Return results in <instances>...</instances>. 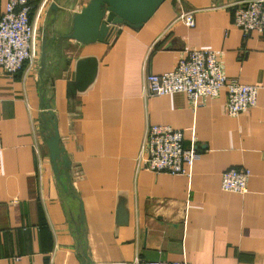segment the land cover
Returning <instances> with one entry per match:
<instances>
[{
	"label": "crops",
	"instance_id": "1",
	"mask_svg": "<svg viewBox=\"0 0 264 264\" xmlns=\"http://www.w3.org/2000/svg\"><path fill=\"white\" fill-rule=\"evenodd\" d=\"M52 1L34 15V65L0 70V264H264V33L243 35L236 0H163L142 26L82 44L63 35L88 0H67L55 17ZM188 9L191 27L178 18ZM190 48L215 50L226 77L257 85L256 104L229 115L225 87L200 105L146 95L145 75L171 70ZM46 107L70 180L52 169ZM151 124L184 131L196 148L189 173L138 163ZM230 167L249 169L245 193L221 187Z\"/></svg>",
	"mask_w": 264,
	"mask_h": 264
},
{
	"label": "built area",
	"instance_id": "2",
	"mask_svg": "<svg viewBox=\"0 0 264 264\" xmlns=\"http://www.w3.org/2000/svg\"><path fill=\"white\" fill-rule=\"evenodd\" d=\"M47 9V0L34 6L31 0H6L0 13V70L12 76L26 64L33 66L37 57L34 15ZM234 23L243 35L264 33V0H236L233 3ZM187 26L195 23L194 10L188 9L178 16ZM226 88L225 109L231 116L249 110L257 102L258 86L244 83L235 77H226L212 49L190 48L180 57L175 67L161 73H147L143 81L146 95L183 93L195 105L201 99L216 96ZM1 99V97H0ZM184 131L167 124L148 126L141 146L138 163L154 172L171 175L189 173L196 148L187 147ZM43 142L35 140L33 147L38 156ZM250 171L246 167H230L221 174L224 190L245 193ZM137 264H191L188 261L147 260L139 258Z\"/></svg>",
	"mask_w": 264,
	"mask_h": 264
},
{
	"label": "water",
	"instance_id": "3",
	"mask_svg": "<svg viewBox=\"0 0 264 264\" xmlns=\"http://www.w3.org/2000/svg\"><path fill=\"white\" fill-rule=\"evenodd\" d=\"M163 0H88L87 3L72 15L71 27L64 37L74 38L82 44H89L97 41L106 42L115 26L124 24L133 28H138L147 21ZM58 5L57 0H53L49 9L54 12V17L58 11H64L65 4ZM45 45V43H44ZM45 52L41 55V68L45 63ZM45 117L43 115L45 144L48 148L49 159L52 169L56 175L63 174L70 180V161L64 154V149L60 145V139L55 123L54 112L46 107Z\"/></svg>",
	"mask_w": 264,
	"mask_h": 264
}]
</instances>
